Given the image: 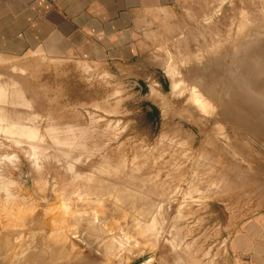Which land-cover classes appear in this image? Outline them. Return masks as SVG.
I'll return each instance as SVG.
<instances>
[{
  "label": "rangeland",
  "instance_id": "rangeland-1",
  "mask_svg": "<svg viewBox=\"0 0 264 264\" xmlns=\"http://www.w3.org/2000/svg\"><path fill=\"white\" fill-rule=\"evenodd\" d=\"M189 5L148 80L0 52V264H245L230 241L264 217L247 83L264 79V0Z\"/></svg>",
  "mask_w": 264,
  "mask_h": 264
},
{
  "label": "crops",
  "instance_id": "crops-1",
  "mask_svg": "<svg viewBox=\"0 0 264 264\" xmlns=\"http://www.w3.org/2000/svg\"><path fill=\"white\" fill-rule=\"evenodd\" d=\"M190 1L0 0V52L102 60L148 80L159 67V38L178 34V15L192 12ZM230 249L245 264H264V217L244 222Z\"/></svg>",
  "mask_w": 264,
  "mask_h": 264
},
{
  "label": "bare ground",
  "instance_id": "bare-ground-1",
  "mask_svg": "<svg viewBox=\"0 0 264 264\" xmlns=\"http://www.w3.org/2000/svg\"><path fill=\"white\" fill-rule=\"evenodd\" d=\"M246 75H247V73H246ZM248 76V75H247ZM246 77V76H245ZM248 77H250V76H248ZM254 78H256V77H254ZM252 79H253V77H252ZM257 79V78H256ZM247 80V79H246ZM248 80H249V78H248ZM174 83V82H173ZM176 83V82H175ZM174 83V84H175ZM247 83H249V85H250V88H251V91L252 92H254V93H256L257 94V96H254L255 98H256V100H258L257 102L260 104V105H262V104H264V79H257V80H254V81H251V82H247ZM176 85H177V83H176ZM178 88V87H177ZM176 89V88H175ZM174 89V90H175ZM240 96H242V98H244V99H246V104L248 105V106H250V104H249V101H248V97H249V95H240ZM197 98H199V97H197ZM196 100V99H195ZM197 101H199V100H197ZM200 103V102H199ZM201 105V104H200ZM199 105V106H200ZM201 107V106H200ZM202 107H203V104H202ZM203 109V108H202ZM207 110V109H206ZM134 194V193H133Z\"/></svg>",
  "mask_w": 264,
  "mask_h": 264
}]
</instances>
